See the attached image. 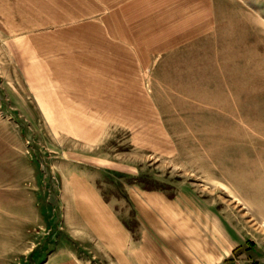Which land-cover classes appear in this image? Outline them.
I'll use <instances>...</instances> for the list:
<instances>
[{"label": "rangeland", "instance_id": "obj_1", "mask_svg": "<svg viewBox=\"0 0 264 264\" xmlns=\"http://www.w3.org/2000/svg\"><path fill=\"white\" fill-rule=\"evenodd\" d=\"M208 254L264 264V0H0V264Z\"/></svg>", "mask_w": 264, "mask_h": 264}, {"label": "crops", "instance_id": "obj_2", "mask_svg": "<svg viewBox=\"0 0 264 264\" xmlns=\"http://www.w3.org/2000/svg\"><path fill=\"white\" fill-rule=\"evenodd\" d=\"M230 3H235L234 1L232 2H230ZM238 7V6H237ZM236 7V8H237ZM238 9V8H237ZM245 14H247V13H245ZM231 15L233 16V18H235V17H237L238 19H239V21L238 22H227V24H226V26L227 27H229V28H239V29H241L242 28V21L240 22V18H242L241 16H242V11L241 10H238L237 12L236 11H234V13H231ZM248 15V17L249 18H253V24L254 25H257V23H258V20H257V18L256 17H254L253 15H251V14H247ZM211 18H215L216 17V15H215V11L214 12H212V14L211 15H209ZM228 17V16H227ZM216 18H218V16L216 17ZM228 18H230V17H228ZM241 43V39L240 38H238V41H237V44H240ZM237 49H240V48H237ZM240 54V53H239ZM238 54V56H240ZM203 252V251H202ZM227 256V254H223L220 258H219V260H221V259H224L225 257ZM204 259H206V264H208V259H209V254H208V256H206ZM203 262V261H202Z\"/></svg>", "mask_w": 264, "mask_h": 264}]
</instances>
